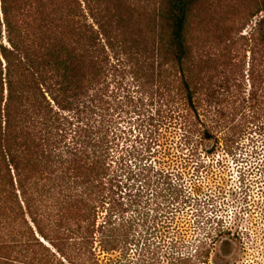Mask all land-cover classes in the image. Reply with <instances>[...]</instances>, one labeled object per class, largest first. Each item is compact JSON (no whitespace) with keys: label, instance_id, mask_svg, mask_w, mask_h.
Here are the masks:
<instances>
[{"label":"trees","instance_id":"trees-1","mask_svg":"<svg viewBox=\"0 0 264 264\" xmlns=\"http://www.w3.org/2000/svg\"><path fill=\"white\" fill-rule=\"evenodd\" d=\"M118 1L0 0V221L25 208L37 234L46 241L41 226L44 220H38L32 208L42 211L52 207L60 229L67 227L68 221H91L92 208L83 196L98 189L105 161L100 142L87 138L90 133L86 128L82 130L84 138L76 132L75 141L67 142L73 124L66 114L78 116L90 92L99 85L107 50L125 60L140 93L156 87L166 94L160 95V100L192 114L193 121L182 116L180 123L186 144L222 141L213 130H226L229 123L223 117L229 109L250 115L249 121L239 125L238 133L250 125H264V17L247 36L238 37L241 45L234 52L238 61L231 65L230 50L210 46L213 20L195 15L198 0H162L148 18L142 14L136 19L130 6L122 13L123 3ZM91 3L97 4L98 10H91ZM261 5L252 19L264 13V0ZM87 13L92 24L87 22ZM193 25L199 35L191 40ZM225 36L221 33L218 40H212L220 46L228 41ZM245 52L250 54L249 91L241 60ZM199 124L204 127L201 134L195 133ZM153 126L158 132L164 124L156 121ZM184 164L186 172L191 163ZM208 169L198 161L194 172L198 176L200 171H208L206 184L210 186L214 179ZM184 177L180 173L178 181ZM190 183L197 196L202 187L195 184L193 175ZM165 186L162 192L168 196L164 205L190 204V195L183 196V184ZM168 206L162 209L165 216ZM29 232L34 238L30 228ZM129 237L125 231L103 244L113 252L121 244L126 248ZM214 237L213 242L218 235Z\"/></svg>","mask_w":264,"mask_h":264},{"label":"rangeland","instance_id":"rangeland-1","mask_svg":"<svg viewBox=\"0 0 264 264\" xmlns=\"http://www.w3.org/2000/svg\"><path fill=\"white\" fill-rule=\"evenodd\" d=\"M262 1L198 0L195 15L213 20L210 37L218 40V34L224 33L223 39L228 40L218 46L211 39L210 46L230 50L231 65L238 61L234 58L241 45L238 37L247 36L264 17L261 13L252 19ZM118 2L124 5L122 13L130 6L136 19L142 14L148 18L162 0ZM90 7L98 10L97 4ZM81 8L87 10L82 1ZM86 16L92 24L90 15ZM198 32L193 25L190 39L194 40ZM106 52L107 64L99 85L90 92L78 116L66 114L73 124L67 142L77 133L84 138L82 130L86 128L90 133L86 137L100 142L105 161L98 189L83 196L92 208L91 221H68L67 227L60 229L56 210L32 208L37 219L44 220L41 226L46 241L37 234L25 208L22 212L16 209L0 221V264H264V125H250L238 133L237 128L249 121L250 115L229 109L223 117L229 123L226 130H213L222 141L186 144L180 123L182 116L193 121L192 114L160 100L164 92L156 87L140 93L125 60ZM243 55L249 91L250 54L245 52V59ZM156 121L164 124L158 132L153 128ZM203 129L199 124L195 133L201 134ZM153 138L158 142L152 143ZM209 152L212 155H207ZM187 161L191 164L185 172ZM198 161L213 175L210 186L206 184L208 171H200L198 176L194 172ZM180 173L185 174L181 182ZM192 175L195 184L202 187L197 196L190 183ZM167 184H183V196L190 195V204L164 205L168 195L162 189ZM164 206L169 207L166 216ZM172 219L175 221L171 223ZM125 231L130 233L129 245L107 251L103 240ZM215 235L218 238L213 242Z\"/></svg>","mask_w":264,"mask_h":264}]
</instances>
